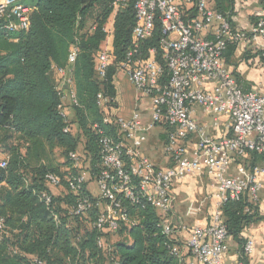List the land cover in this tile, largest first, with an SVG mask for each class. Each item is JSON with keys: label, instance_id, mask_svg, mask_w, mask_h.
<instances>
[{"label": "built area", "instance_id": "obj_1", "mask_svg": "<svg viewBox=\"0 0 264 264\" xmlns=\"http://www.w3.org/2000/svg\"><path fill=\"white\" fill-rule=\"evenodd\" d=\"M128 1L111 0V16L104 25L105 46L94 58L95 75L99 80L105 77L111 65L114 17ZM34 10L23 0H0V31L16 41L12 35L28 31ZM133 10V39L150 37L157 17L162 31L158 44L164 66L154 57V49H149L148 56L144 57L136 47L126 53L119 65L136 93L148 99L149 119L144 123L139 109L127 119L119 117L114 113L116 105L112 104V99L97 94V105L104 110L102 123L114 133H107L97 123L92 125L99 153L93 175L88 159L79 157L76 151L68 153L71 167L76 170L64 178L67 190L73 195L68 214L81 218L96 210L92 226L101 232L115 233L121 225L137 221L128 213L123 201L131 204L143 201L154 209L163 233L174 241L167 247L178 264H193L185 259L184 249L199 264H225L229 235L222 218V205L245 199L256 206L264 188V159L239 165L234 173L230 172L233 157L264 154V83L251 90L242 89L223 56L229 43L247 41L264 58V13L256 12L254 23L243 30L234 28L209 0H134ZM77 53L76 45H72L66 65L50 67L58 77L55 86L60 97L58 110L65 121H68L70 108L78 105L72 76ZM195 107L212 114L214 125L217 116H225L228 133L213 137L206 125L195 120ZM155 126L165 128L162 152L169 162L167 167H157L143 152L148 132ZM67 130L68 126L64 131ZM192 136H195L194 146L189 151L187 143ZM5 165L3 158L0 167ZM200 173L212 177L209 185L214 209L210 222L191 227L180 221L172 223L169 217L174 213L173 183ZM87 175H90L89 182H94L95 191L88 187ZM45 179L51 186H61L62 179L55 174L49 173ZM40 198L49 205V193H41ZM198 210L199 205L190 202L186 215H195ZM2 226L0 217V228ZM185 230L188 237L184 245H180L175 235ZM97 244L103 250H111L103 236ZM253 249V240L246 239L242 255H249ZM235 264L245 262L240 258Z\"/></svg>", "mask_w": 264, "mask_h": 264}, {"label": "trees", "instance_id": "obj_2", "mask_svg": "<svg viewBox=\"0 0 264 264\" xmlns=\"http://www.w3.org/2000/svg\"><path fill=\"white\" fill-rule=\"evenodd\" d=\"M213 1L214 9L231 21L237 9L242 11L258 0ZM259 1L264 8V0ZM23 2L35 8L28 31L12 35L16 41L0 31V155H3L0 161L6 159V165L0 167V217L3 220L0 264H38L37 261L41 264H178L167 247L174 241L163 233L156 212L143 201L134 204L123 201L128 213L137 221L121 225L116 231L126 236L124 241L110 244L109 251L100 248L98 239L103 236L108 242L110 233L93 226L79 231L80 217L68 214L73 195L67 190L64 179L76 171L68 159L71 151L88 159L92 175L96 173L94 164L98 162L99 153L92 125L97 123L107 133H114L102 123L104 110L97 105V94L112 99V104L116 105L114 75L126 53L136 47L147 57L148 50L154 49V57L164 66L158 44L162 36L158 17L152 35L137 41L132 37L134 0H129L127 6L116 13L111 65L105 77L99 80L95 75L94 58L105 46L104 25L111 16V0ZM72 45L78 49L72 72L78 105L70 108L68 121H65L58 110L60 97L55 89L58 77L50 67L65 66ZM235 46L234 43L227 45L225 61ZM67 126L69 130L65 132ZM81 133L87 137L83 153L78 149ZM54 147H60L66 155L68 172H61L60 165L54 161ZM250 155L254 158L252 162L262 156ZM49 173L62 179L60 187L46 181ZM87 180H91L90 175ZM44 192L51 195L49 205L40 198ZM250 206L247 200L240 199L228 201L221 207L228 235L238 242L244 262L245 239L241 233L261 217L258 204ZM88 215L93 221L96 210Z\"/></svg>", "mask_w": 264, "mask_h": 264}, {"label": "crops", "instance_id": "obj_3", "mask_svg": "<svg viewBox=\"0 0 264 264\" xmlns=\"http://www.w3.org/2000/svg\"><path fill=\"white\" fill-rule=\"evenodd\" d=\"M210 5L214 8V1L210 0ZM256 12H263V2L257 1L255 3ZM236 11V10H235ZM237 9L236 14L231 18V24L236 29L248 30L250 26L254 23L255 19L239 17L243 16ZM204 36H209L207 33H203ZM225 61V60H224ZM225 64L231 74L235 77L238 85L244 90L254 89L258 84L264 83V58L261 57L259 51L255 50L251 44L247 41H243L236 44L232 55L225 61ZM130 82L126 73L120 69H117L114 75V85H115V101H116V112L119 110L118 97L120 93L124 94L126 86H130ZM127 95V94H126ZM133 109L142 108L141 119L146 123L149 119V101L146 97L139 96L137 93L134 97ZM133 109L122 116L125 119L129 118L132 114ZM114 111V113H116ZM70 113V111H69ZM194 118L197 122L202 123L207 126L208 132L213 137H220L228 132L225 129L226 117L223 115L217 116V124L214 125V116L212 114H206L201 108L195 107ZM156 127V126H155ZM154 127V128H155ZM162 130H157L152 132L149 130L150 135L147 142L143 145V152L157 167H167L169 162L162 152V146L165 141V128ZM195 136H192L188 143V150L191 151L194 146ZM264 154L260 157L262 160ZM259 159V158H258ZM254 160L251 155H245L244 157H233L230 164V172L234 173L236 167L239 165H250L252 163H259L261 160ZM212 177L200 173L194 176H185L181 180L173 183L171 187V192L173 195V207L174 213L169 217L172 223L180 221L187 227L193 225H205L210 222L211 214L214 209V198L212 197V190L210 188V181ZM88 187L95 191L94 182H89ZM189 202L201 203L199 205V210L195 215H186V208ZM258 214L261 216L260 219L248 226H246L241 235L243 239H252L254 243L253 251L244 256L246 264H264V188L261 191L260 199L258 203ZM188 237V232L178 231L175 235L177 242L180 245H184L185 240ZM227 252L224 255L225 264H235L238 259H240V247L237 241L232 237L227 239ZM184 257L188 262L193 264H199L196 262L192 256L188 253L186 249L183 250Z\"/></svg>", "mask_w": 264, "mask_h": 264}, {"label": "rangeland", "instance_id": "obj_4", "mask_svg": "<svg viewBox=\"0 0 264 264\" xmlns=\"http://www.w3.org/2000/svg\"><path fill=\"white\" fill-rule=\"evenodd\" d=\"M256 6L257 5H255V3L250 4L245 9L242 10L241 13L243 14V16H239V17L240 18L245 17V18H249V19L253 18L255 16V11L257 10ZM135 94H136V91H135L133 85L132 84H130V86L127 85L125 90H124V94L120 93V95L118 97V99H119L118 100L119 110L116 112L117 108L115 109V112H116L115 115L122 117V116H124L125 113H127L128 111L130 112L131 109H133V104H134L133 101H134ZM141 109L142 108L140 107L139 110H141ZM133 111H135V108L133 109ZM133 111H132V113H133ZM157 130H162L161 126H156L155 128H153L151 133L155 132ZM149 137H150V135L148 134V139H149ZM86 141H87L86 135L81 133L80 137H79V143H78L79 151L82 152V148H84ZM52 155L54 156V161L60 165L61 172H63V173L68 172L69 166H68L67 161H66V155L63 153L62 149L60 147H54L52 150ZM0 157H3V155L1 154ZM191 203L196 205V202H191ZM197 205H201V203H197ZM78 221H81V228L79 229V231L83 230L84 227H91L92 226V217L90 215L82 216L80 219H78ZM125 239H126V236L123 234L119 235L116 232L110 233L109 238H108V243L112 245L115 242L124 241ZM106 264H107V262H106Z\"/></svg>", "mask_w": 264, "mask_h": 264}]
</instances>
